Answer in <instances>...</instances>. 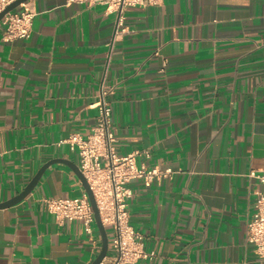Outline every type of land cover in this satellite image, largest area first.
<instances>
[{
    "label": "crops",
    "instance_id": "obj_1",
    "mask_svg": "<svg viewBox=\"0 0 264 264\" xmlns=\"http://www.w3.org/2000/svg\"><path fill=\"white\" fill-rule=\"evenodd\" d=\"M28 4L29 38L4 40L0 25V202L51 159L79 166L60 141L91 131L102 96L116 155L148 151L138 164L171 171L128 183L129 223L154 254L131 264H264L245 240L264 186L250 176L264 175V0H161L122 24L103 4ZM83 190L56 162L0 208V264H89L95 222L59 223L43 202Z\"/></svg>",
    "mask_w": 264,
    "mask_h": 264
},
{
    "label": "built area",
    "instance_id": "obj_2",
    "mask_svg": "<svg viewBox=\"0 0 264 264\" xmlns=\"http://www.w3.org/2000/svg\"><path fill=\"white\" fill-rule=\"evenodd\" d=\"M15 0H0V12ZM68 2H90L106 5L117 13V24H122L123 12L129 7L157 5L161 0H67ZM34 12L28 0L15 9L7 11L0 19L3 26L2 38L13 40L27 39L31 35ZM98 109L97 122L91 131L82 136L70 134L60 141L79 155V169L85 177L96 203L101 223L110 227L112 253L98 264H131L140 259H151L153 252L144 249L142 236L129 223L128 199L132 192L128 183L142 179L149 184L154 178L165 177L170 169L146 168L138 164L137 156H149L148 151L133 150L118 156L115 153V136L110 130L111 106L101 98L92 104ZM264 185V175L251 172ZM47 210L59 223L69 219L81 220L85 230L91 234L94 214L86 192L74 198H43ZM245 240L253 244L255 252L264 258V186L256 191L255 211L245 224ZM109 247V246H108Z\"/></svg>",
    "mask_w": 264,
    "mask_h": 264
},
{
    "label": "water",
    "instance_id": "obj_3",
    "mask_svg": "<svg viewBox=\"0 0 264 264\" xmlns=\"http://www.w3.org/2000/svg\"><path fill=\"white\" fill-rule=\"evenodd\" d=\"M25 1H27V0H15L14 2H12L2 12H0V19L2 18V16L7 11L15 9L20 3L25 2ZM56 162H62V163L67 164L74 171V173L78 177L81 185L83 186V189L85 190V192L88 196V199L90 201V204H91V207L93 210V214H94V222L98 228V231H99L100 237H101L100 251L98 252L96 257L89 264H98L103 259V257L106 255L107 249H108V239H107L106 229H105L104 225L101 223L99 212H98V209L96 207V203H95L92 191H91L85 177L82 175L79 167L75 163H73L67 159H63V158H55V159H51V160L45 162L37 170V172L30 179V181L25 185V187L23 188V190L21 192H19L18 194H16L15 196H13L12 198H10L8 200L0 202V208L11 206V205L21 201L22 199H24L33 190V188L36 186V184L38 183V181H39L41 175L43 174V172L45 171V169L47 167H49L51 164L56 163Z\"/></svg>",
    "mask_w": 264,
    "mask_h": 264
},
{
    "label": "rangeland",
    "instance_id": "obj_4",
    "mask_svg": "<svg viewBox=\"0 0 264 264\" xmlns=\"http://www.w3.org/2000/svg\"><path fill=\"white\" fill-rule=\"evenodd\" d=\"M110 230H111L110 227H106V231H107V233L109 235V240H108V244H109V254L112 253V249H111V239H110L111 232H110Z\"/></svg>",
    "mask_w": 264,
    "mask_h": 264
}]
</instances>
